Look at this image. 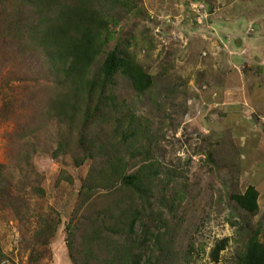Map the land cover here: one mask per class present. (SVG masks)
Wrapping results in <instances>:
<instances>
[{
	"label": "rangeland",
	"instance_id": "1",
	"mask_svg": "<svg viewBox=\"0 0 264 264\" xmlns=\"http://www.w3.org/2000/svg\"><path fill=\"white\" fill-rule=\"evenodd\" d=\"M94 6L110 31L107 50L126 49L154 78L141 94L118 75L119 104L96 112L102 124L93 122L97 100L82 98L76 121L51 107L67 90L53 83L35 45L34 9L0 0V264H73L66 241L72 220L81 263L91 222L116 195L98 190L77 215L76 207L86 179L112 154L128 174L156 173L143 217L165 247L153 264H240L256 229L264 242V0ZM109 114L132 133L113 137ZM84 129L94 143L90 158L78 143ZM250 185L259 191L256 214L232 198ZM136 229L141 233L140 222ZM224 238L215 261L212 248Z\"/></svg>",
	"mask_w": 264,
	"mask_h": 264
},
{
	"label": "trees",
	"instance_id": "2",
	"mask_svg": "<svg viewBox=\"0 0 264 264\" xmlns=\"http://www.w3.org/2000/svg\"><path fill=\"white\" fill-rule=\"evenodd\" d=\"M23 1L31 4L37 17L33 28L36 34L34 42L43 47L45 59L54 75L53 83L67 90L64 99L59 98L50 104L59 116L76 121L80 114L84 115L82 98H86L87 103L97 100L93 122L102 124V121H94L95 114H102L110 105L115 109L118 106L113 88L120 74L127 77L141 94L154 85L153 76L126 49L116 46L107 50L111 41L110 31L101 16V10L94 6L95 0H81L79 5L67 4L62 0ZM116 115L109 114L105 120L106 124L109 122L113 126V137L131 134V124L124 129L121 117ZM90 141L85 136V129L82 130L78 143L87 158L95 152L94 143ZM67 146L68 142L64 145L61 143L60 150ZM76 162L79 163L77 159ZM105 164L86 179L75 215L89 205L98 190L112 191L116 197L98 213V221L91 222V229L84 236L81 263L76 259V249H73L77 237L74 220L68 224L66 241L73 264H153L156 254L165 250L161 235L149 232L148 224L143 222L146 205L151 202L149 194L154 189L155 171H149L148 174L147 170H141L128 174L120 156L113 154ZM120 191L124 193L117 195ZM232 198L252 214L259 210V191L255 186H248L244 192L236 193ZM139 222L141 233H137L136 229ZM149 235L152 240L148 239ZM227 245L228 238L214 244L211 254L215 261L219 260L221 251ZM169 253L167 249L165 255ZM238 261L240 264H264V242L259 228L247 242L246 249L239 253Z\"/></svg>",
	"mask_w": 264,
	"mask_h": 264
},
{
	"label": "water",
	"instance_id": "3",
	"mask_svg": "<svg viewBox=\"0 0 264 264\" xmlns=\"http://www.w3.org/2000/svg\"><path fill=\"white\" fill-rule=\"evenodd\" d=\"M240 42H241V40L240 39H237V41H236L237 45H239Z\"/></svg>",
	"mask_w": 264,
	"mask_h": 264
}]
</instances>
